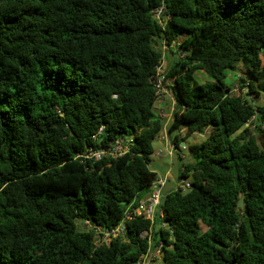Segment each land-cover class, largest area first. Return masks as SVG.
Instances as JSON below:
<instances>
[{"label": "trees", "instance_id": "16d2710c", "mask_svg": "<svg viewBox=\"0 0 264 264\" xmlns=\"http://www.w3.org/2000/svg\"><path fill=\"white\" fill-rule=\"evenodd\" d=\"M162 5L165 25L153 16ZM164 41L183 53L164 68L168 133L178 149L208 135L182 164L190 187L162 197L166 226L135 216L98 246L96 227L117 226L158 176L152 77ZM237 70L244 93L226 81ZM260 92L264 0H0V264H134L151 226L162 264H264ZM121 137L133 142L120 157H77Z\"/></svg>", "mask_w": 264, "mask_h": 264}, {"label": "built area", "instance_id": "2783aa9c", "mask_svg": "<svg viewBox=\"0 0 264 264\" xmlns=\"http://www.w3.org/2000/svg\"><path fill=\"white\" fill-rule=\"evenodd\" d=\"M166 11V7L164 5L157 7L153 10V16L158 20L160 25H165L166 17H164V13ZM162 49H163V59L159 66L156 68V73L152 77L153 84L156 88L158 94V102L162 101L168 95H172L171 87L173 86V79L168 78L166 73L164 72V60L165 54L170 52L171 50L177 51L178 58L183 56L182 50L178 48V43L174 42L173 44L169 45L166 42H162ZM161 117H163V113H159ZM104 127H101L98 134L93 136L94 139H97L103 132ZM168 133L161 135V139L167 141ZM133 142L131 137H121L113 142L112 145L108 147H99V148H89L84 154H79L77 157H82L86 159H94L95 161L102 160L104 157L110 158H117L125 154L129 151V148ZM179 147L181 151L182 149L187 150V145L185 142H180ZM175 144L172 148L169 149L168 153L170 155L174 154ZM163 151L160 149L159 154H162ZM170 180V176H157L155 181L152 184L151 192L149 196L143 200H139L137 203L133 202L129 204L124 213V217L122 221L117 225L109 229H105L102 227H96L98 237L95 240L98 246L109 244L114 238L123 236L126 232V223L130 221L135 216H143L144 218L150 219L152 223L155 225L156 219L159 218L162 220L164 218V213L161 209L162 197L163 193L162 190ZM185 188L190 187V183L185 182ZM86 224L91 226L88 221ZM161 227H165L166 223L161 222ZM141 236L144 238H148L151 245L153 244L152 240V226L150 230H144L141 233ZM162 243L159 244L161 247ZM151 248V247H150ZM154 257L150 254V249L147 253H144L140 256V258L134 264H149Z\"/></svg>", "mask_w": 264, "mask_h": 264}, {"label": "rangeland", "instance_id": "374dc122", "mask_svg": "<svg viewBox=\"0 0 264 264\" xmlns=\"http://www.w3.org/2000/svg\"><path fill=\"white\" fill-rule=\"evenodd\" d=\"M240 67L241 66H239V69H240ZM201 73L202 72H200V71H198L196 73L197 80L199 82H205V81H203L204 78H202L200 76ZM241 74L242 73H240L238 70L233 71V72L229 71L227 73V78H226L227 84L232 89H234V92H236V93H239L240 91L242 93H244V91L240 90V88H239V81L238 80L240 79ZM235 78H236V80H235ZM252 98L255 99V105H261L264 103V92H260L258 95L252 96ZM172 134L174 135L175 132ZM207 135H208V132L207 133H198V132L193 133V134L187 135L184 142L187 144V146L193 145L196 142L201 143V141H203L207 137ZM162 143L163 142L162 141L160 142L158 137L154 141L155 152L151 157L150 168L153 171L157 172L158 176H166L165 174L168 172V170H170L171 179L167 182L164 189L168 190L169 188H173L171 190H174L175 188H178L180 185H182L181 180H182V182L186 181L187 183L192 182L191 176H189L186 179L180 178V172H181L182 164L184 163V160H182L179 156V149H181V148L180 147H179V149L174 148V154L170 155L168 153L170 148L166 149L164 143L163 144ZM160 149L163 151V153L157 154V151ZM182 150H183L184 154L189 155L188 150H186V149H182ZM178 181H179V185H177ZM155 230L156 231L159 230L157 223L155 225ZM152 264H162V259H160L157 262H153Z\"/></svg>", "mask_w": 264, "mask_h": 264}, {"label": "crops", "instance_id": "0c3cea01", "mask_svg": "<svg viewBox=\"0 0 264 264\" xmlns=\"http://www.w3.org/2000/svg\"><path fill=\"white\" fill-rule=\"evenodd\" d=\"M177 59H178V54H175V53H173L171 51L168 52V53H166L165 54V60H164V66H163V68H165V66L169 65L173 61H176ZM200 76L202 78H204L205 80H208V77L205 74L201 73ZM175 109H176V101H175V99H174V97L172 95H168L167 97H165L162 101H160L157 104V112H158V114L162 112L163 113V118L165 120L164 129L161 132V135L168 133V127H169V125L171 124V122L173 120V114H174ZM179 132H180L179 134L182 135V136L185 133L184 129L183 130H180ZM177 134H178L177 132H175L174 135L173 134L170 135L168 133L167 134L168 135L167 141H165V140L163 141L161 139V135L158 136V138H159L160 142L162 141L164 143L165 148L166 149H169V148H172V146L174 145V137ZM195 144H198V142H196ZM187 147H188L187 150L189 151V155H190V149H189L190 146L188 145ZM158 153H159V150L157 151V154ZM179 156L185 162L186 161V158L185 157L188 156V155L184 154L183 151L179 150ZM165 175L171 176L170 175V170H168V172ZM170 179H171V177H170ZM181 182H182V180H181ZM177 185H179V181H178ZM164 188L162 190L163 196H165L166 194H168L170 191H173V190H171L173 188H169L168 190H165ZM150 192H151V188L148 189L147 191L143 192L142 195H141V199L140 200H143V199L147 198L149 196ZM156 223L158 224V228L160 229L161 226H160V219L159 218L156 219ZM156 223H155V225H156ZM153 230H154V232L156 231L155 230V226H154ZM150 254L152 255V257H154V259L149 264H152L153 262H157L160 259H162L161 249H160L159 245H156L155 241L153 242V244H152V246L150 248Z\"/></svg>", "mask_w": 264, "mask_h": 264}, {"label": "water", "instance_id": "95a60500", "mask_svg": "<svg viewBox=\"0 0 264 264\" xmlns=\"http://www.w3.org/2000/svg\"><path fill=\"white\" fill-rule=\"evenodd\" d=\"M244 196H245V194L242 195V197H241V199H240V201H239V206H240V207H242L243 204H244Z\"/></svg>", "mask_w": 264, "mask_h": 264}]
</instances>
